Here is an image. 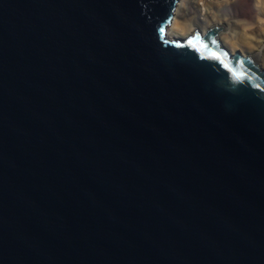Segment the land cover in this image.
<instances>
[{
	"label": "water",
	"instance_id": "95a60500",
	"mask_svg": "<svg viewBox=\"0 0 264 264\" xmlns=\"http://www.w3.org/2000/svg\"><path fill=\"white\" fill-rule=\"evenodd\" d=\"M177 0H0V264H264V71Z\"/></svg>",
	"mask_w": 264,
	"mask_h": 264
},
{
	"label": "bare ground",
	"instance_id": "6f19581e",
	"mask_svg": "<svg viewBox=\"0 0 264 264\" xmlns=\"http://www.w3.org/2000/svg\"><path fill=\"white\" fill-rule=\"evenodd\" d=\"M173 12L171 24L167 27L169 38L184 39L193 34V29L204 33L211 26L217 30L215 39L222 47L228 46L230 54L245 57L257 70L264 71V31L260 37L262 43H255L256 26H259L256 19L263 12L254 0H177ZM241 32L248 33L247 44L240 40Z\"/></svg>",
	"mask_w": 264,
	"mask_h": 264
},
{
	"label": "rangeland",
	"instance_id": "374dc122",
	"mask_svg": "<svg viewBox=\"0 0 264 264\" xmlns=\"http://www.w3.org/2000/svg\"><path fill=\"white\" fill-rule=\"evenodd\" d=\"M255 1V3H258L259 4V8H261V12H263V15H261L260 17H259V19H256L257 20V22L259 21V26H258V24H257V31H256V37H255V43L257 44V45H259L260 43H262V39L260 38L262 35H263V31H264V0H257V2H256V0H254ZM182 2V1H181ZM180 1L178 2V3H181ZM217 12H215V14H216ZM193 15V14H192ZM261 19V20H260ZM220 29H222V28H220ZM224 29V28H223ZM262 34V35H261ZM248 33H246V32H241L240 34H239V38H240V40L241 41H243V42H246V44H247V39H248ZM259 35V36H258ZM258 37V38H257ZM250 44H252V42L250 43ZM253 45V44H252ZM224 47L229 51V53H230V49L229 48H227L228 46H225L224 45ZM257 49H258V47H257ZM262 50V49H261Z\"/></svg>",
	"mask_w": 264,
	"mask_h": 264
}]
</instances>
